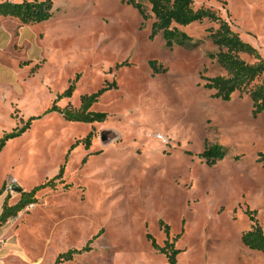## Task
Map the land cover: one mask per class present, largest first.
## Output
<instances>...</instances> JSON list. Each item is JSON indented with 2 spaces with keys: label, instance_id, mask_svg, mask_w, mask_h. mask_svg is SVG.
Here are the masks:
<instances>
[{
  "label": "rangeland",
  "instance_id": "rangeland-1",
  "mask_svg": "<svg viewBox=\"0 0 264 264\" xmlns=\"http://www.w3.org/2000/svg\"><path fill=\"white\" fill-rule=\"evenodd\" d=\"M193 2L264 60V0ZM144 5L147 19L127 0H54L30 26L0 17V140L15 135L0 152V213L63 171L0 226L18 264L85 249L59 264H169L165 248L178 264H264L242 243L255 222L264 231V113L205 87L226 75L209 57L215 23L179 27L192 40L171 48ZM99 92L90 111L103 120L67 117ZM216 145L226 157L210 164Z\"/></svg>",
  "mask_w": 264,
  "mask_h": 264
},
{
  "label": "trees",
  "instance_id": "trees-1",
  "mask_svg": "<svg viewBox=\"0 0 264 264\" xmlns=\"http://www.w3.org/2000/svg\"><path fill=\"white\" fill-rule=\"evenodd\" d=\"M127 2L135 5L145 19L148 18V15L146 14L144 3L151 6V13L155 19L153 33L154 35L162 34L171 48L176 45L186 46L192 40V37L179 27L205 21L215 23L218 27L209 29V39L218 48V52L210 54L209 57L216 61L226 75L208 78L205 87L214 91V96L223 101L231 100L235 93L246 94L251 100L254 117L264 113V60L259 51L245 42L232 29L230 23L219 16L217 12L212 9H195L193 0H127ZM53 7L54 0H23L21 3L4 1L0 2V17L16 19L22 25L30 26L51 19L54 14ZM243 55L253 57L256 62L253 64L248 63L243 58ZM101 94L102 92H99L98 94L83 97L81 108L69 111L67 117L71 120L84 122L103 120L105 118L104 114L90 111L93 102L97 101ZM14 136L0 140V152L4 148L6 141ZM203 155L209 158L210 164H216L226 157V152L221 146L216 145L207 149ZM62 177L63 171L53 180L36 187L30 192H23L19 189L21 199L16 205L10 206L5 202L0 215V226L5 225L11 218L16 217L27 206L35 204L37 202V193L48 187H55V180ZM242 243L250 250L264 254V231L262 227L255 222L252 229L243 234ZM167 249L165 248L163 252L166 253L169 264H178V251ZM80 252L71 250L66 254H61L56 264L67 261L73 257L72 255Z\"/></svg>",
  "mask_w": 264,
  "mask_h": 264
},
{
  "label": "crops",
  "instance_id": "crops-1",
  "mask_svg": "<svg viewBox=\"0 0 264 264\" xmlns=\"http://www.w3.org/2000/svg\"><path fill=\"white\" fill-rule=\"evenodd\" d=\"M4 236H6V233H0L1 239ZM16 253L17 251L12 248L10 250H6L4 247L0 248V264H18V258L15 256Z\"/></svg>",
  "mask_w": 264,
  "mask_h": 264
},
{
  "label": "built area",
  "instance_id": "built-area-1",
  "mask_svg": "<svg viewBox=\"0 0 264 264\" xmlns=\"http://www.w3.org/2000/svg\"><path fill=\"white\" fill-rule=\"evenodd\" d=\"M158 138L166 143V140L162 136H159ZM17 189H18L17 184L16 183H11L10 186H9L8 192L10 194H14L15 190H17Z\"/></svg>",
  "mask_w": 264,
  "mask_h": 264
}]
</instances>
